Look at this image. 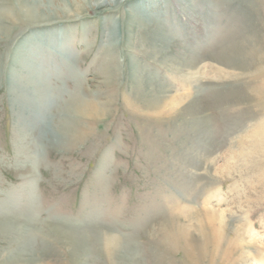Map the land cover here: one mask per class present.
<instances>
[{"label":"rangeland","instance_id":"rangeland-1","mask_svg":"<svg viewBox=\"0 0 264 264\" xmlns=\"http://www.w3.org/2000/svg\"><path fill=\"white\" fill-rule=\"evenodd\" d=\"M121 1L0 0V264L264 263V0Z\"/></svg>","mask_w":264,"mask_h":264},{"label":"bare ground","instance_id":"bare-ground-1","mask_svg":"<svg viewBox=\"0 0 264 264\" xmlns=\"http://www.w3.org/2000/svg\"><path fill=\"white\" fill-rule=\"evenodd\" d=\"M122 5L123 4H122V1L121 0H92V3H89L88 6L86 4V7H87V9H90V8L91 9H94V10H96V9H108V10H115L116 12L117 11L120 12L122 10V8H123ZM83 7L84 6L78 5L75 8H79L80 9V8H83ZM26 14L27 15L28 14H31L28 9L26 10ZM7 18L9 19L10 17L8 15H5V13H0V22H3L4 20H7ZM236 52L239 53L238 58H234V59L230 58V60H228L229 62L226 63L228 66H233L237 70H239V69H242L243 70V69H245L247 67L252 66L251 65V63H252L251 59L253 58V53H252V55H249V56L248 55H245V57H243L244 56V53L242 52L241 48H237V51ZM236 57H237V55H236ZM104 114H106V111H103V109L101 107H99L95 102H91V101H81V102H78V103H74L71 111H69V114H68V116L70 117L69 122L67 124H64L62 126V128H61L62 129V132L66 136L69 137V136H71V134H75L74 128H73V124L75 122H79V121L84 120V119H97V118H99L100 116H102ZM0 232L8 234L7 236L12 241L15 242V245L16 246L19 244L20 247L22 248V250H26L28 247H30L32 238H34V236L37 234V231L28 230L25 226H23L21 224H18L16 222H4V223H0ZM109 234H111V233H109ZM188 245L191 246V247L194 246L193 243L192 244L191 243H188ZM188 245H187V243H185L184 244L185 248H188ZM201 248H203V247H201ZM87 250L88 249L84 245H77L75 247V250L74 251H75V254H78V255L80 254L81 255L82 253L86 252ZM215 252L218 253L219 250H216ZM187 254L188 253L185 252L184 253V256L187 255ZM190 255H191V252H190ZM134 257H136L135 252L129 250L128 251V259L134 260ZM186 264H193V261L191 259H187V257H186ZM260 264H264V263L262 262Z\"/></svg>","mask_w":264,"mask_h":264}]
</instances>
